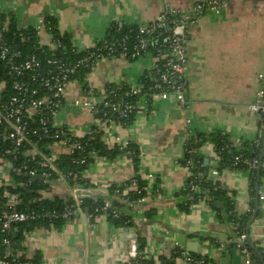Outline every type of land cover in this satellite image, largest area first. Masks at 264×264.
Wrapping results in <instances>:
<instances>
[{"label":"crops","instance_id":"crops-1","mask_svg":"<svg viewBox=\"0 0 264 264\" xmlns=\"http://www.w3.org/2000/svg\"><path fill=\"white\" fill-rule=\"evenodd\" d=\"M197 1L0 0V14L15 15L23 29L36 28L52 18L76 50L86 52L106 41L113 25L144 26L167 9L193 18ZM196 19L188 33L186 106L175 98L150 101L142 97L129 129L117 123L102 126L89 109H78L71 102L56 117L58 131L67 130L77 139L99 133L108 150L120 148L114 139H119L120 144L133 142L138 164L124 154L114 159L99 157L83 175L85 185L60 179L53 183L47 199L41 194L47 186L36 180L41 185L28 193L36 197L26 206L23 199L19 207L36 210L30 205L37 201L59 199L68 203L76 198H89L98 205L97 201L107 197L111 189L123 188L122 193L113 194L114 201L105 205L108 209H124L129 223L116 225L107 214L95 215L89 209L87 213L83 207L71 222H41L30 229L23 228L20 238L13 237L15 255L32 264H123L132 242L138 244V240H143L146 248L141 254H154L158 260L171 257L174 242H179L187 252L197 250V255H206L210 264H221L225 256L223 243L226 239L232 243L234 226L205 201L193 205L189 213L181 209L186 201L182 192L189 178L183 161L189 142L199 135L223 133L239 150L257 141L263 145L264 118L253 112L251 106L257 102L262 87L258 77L264 72V0H229L220 14H205ZM154 64L152 54L137 60L102 59L83 81L79 77L71 80L66 97L91 98L93 103L100 104L103 90L140 84ZM90 91L95 96H90ZM53 153L58 162L67 155L58 146L53 147ZM198 153L205 165L209 162V180L215 187L221 183L236 213H248L251 202L256 200L257 186L252 190V174L232 168L219 170L220 160L211 143H205ZM138 179L146 183L147 196L138 204H131L129 193L137 191ZM259 186V215L250 237L264 252V175ZM151 211L154 215L149 217ZM18 226L14 228L16 232ZM7 251L0 241V255ZM229 252L240 255L234 247H229Z\"/></svg>","mask_w":264,"mask_h":264},{"label":"built area","instance_id":"built-area-1","mask_svg":"<svg viewBox=\"0 0 264 264\" xmlns=\"http://www.w3.org/2000/svg\"><path fill=\"white\" fill-rule=\"evenodd\" d=\"M228 2L229 0H198L193 5V18L175 9H167L154 22L139 26L135 37L127 34L111 41L106 40L93 48L94 51H86L88 55L76 63H65L57 58L43 60L34 52L24 55L23 51L16 47L15 41L5 39L9 24L5 22L0 27V72L4 75V78L0 79V236L3 237L2 245L8 249L5 254L0 255V264H32L14 254L13 230L16 226L33 222H71L83 210L84 200L80 198H76L60 211H47L44 208L19 209L23 203L20 191L32 189L36 176L44 179L42 184L47 187L41 194L47 199L50 198V188L54 182L60 179L72 180L74 185H80L78 182L83 180L88 168L82 173L70 171L65 174L59 171V159L53 153L54 146L65 149L66 154L71 157L75 152H79V158H72V163L76 166L89 167L93 161L99 159L97 153H86L84 145L71 143L75 137L69 131H58L56 128V117L66 104L67 87L77 71L93 70L105 58L137 60L152 54L155 59L154 68L144 76L143 82L129 87L126 97L137 99V103L142 97L150 101L175 98L182 106H186L189 92L190 26L194 25L196 18L201 15L220 14ZM42 28L46 29L44 21L41 26L34 28L41 49L47 47L41 44ZM134 32L135 30H131L130 33ZM27 40L29 38L23 41ZM47 49L55 53L62 49V44L53 38ZM258 78L262 87L251 110L264 118V72L260 73ZM108 92V89L102 91L100 104L93 103L91 98L77 99L71 104L89 109L102 126L117 123L126 129L131 128V124L127 122L137 111L138 104L122 99L109 100ZM90 96H95V92L90 91ZM47 140L53 145H47ZM115 142L123 149L130 144V141L120 144L119 139ZM124 155L131 158L134 153L132 150H126ZM11 158L18 164V169ZM236 160L238 161L239 157ZM247 162L249 172L258 170V160ZM10 164L12 168L9 167ZM192 165L190 161L186 166L189 178L194 175ZM54 174L58 175L55 180L52 179ZM14 175L22 176L23 180L18 182ZM189 188L194 192L198 186L191 183ZM186 189L185 186L184 190ZM107 210L108 205L96 208L97 214H105ZM248 213L254 211L250 209ZM248 238L246 230L231 242L234 249L241 254L243 264H261L255 252L247 246ZM138 248L137 242H132L122 263L145 264V261L151 259L155 260L154 264H161L156 255L141 254ZM172 253L176 254V261L181 262L180 264H206L203 258L194 257L179 242H174Z\"/></svg>","mask_w":264,"mask_h":264},{"label":"trees","instance_id":"trees-1","mask_svg":"<svg viewBox=\"0 0 264 264\" xmlns=\"http://www.w3.org/2000/svg\"><path fill=\"white\" fill-rule=\"evenodd\" d=\"M9 24V30L5 33V39L8 41H15L16 47H19L23 54H28L31 52H34L40 59L45 60L46 58H57L62 60L65 63H76L80 59H83L88 55L86 52H78L76 48L71 44L70 40L67 38V36H63L59 30L56 20L52 18H47L44 20V24L46 26V30L49 34L53 36L54 39L57 41H60L62 44V49H59L55 53L49 51V49L46 48H40L39 45V38L37 37L36 30L34 28H29L26 31L19 30L17 27V19L15 15L11 14H0V27L4 25V23ZM138 27L136 26H122L118 27L117 25H113L112 30L109 32V36L107 37V40L111 41L115 38H119L122 36H125L127 34H130L131 37H135L138 33L136 32ZM131 30H135L134 33H130ZM27 41H23L25 39H28ZM102 43L98 44L100 46ZM93 50V49H91ZM90 50V51H91ZM94 51V50H93ZM92 52V51H91ZM91 70H78L77 74L73 76L71 79L74 78H81L83 81V78L89 73ZM4 78L3 73L0 72V79ZM145 78V77H144ZM144 80V79H143ZM13 81V80H12ZM11 81V82H12ZM10 82V83H11ZM84 85V84H83ZM109 100L113 101H121L125 100L127 102H135L137 104V99H133L130 97H126V93L129 91V87H124L123 89H116V88H109ZM105 110V109H104ZM135 113L131 116L130 120L127 122L129 124L132 123L134 119ZM92 136H86L84 138H73L71 143H80L84 145L85 152L86 153H97L99 157H106L109 159H114L118 155L125 154L126 150H132L134 155L131 156V159H134L135 163L138 164V152L135 149V146L133 142H130L129 146L126 149L123 148H115L113 150H108L106 146L103 144L101 140V135L99 133H92ZM47 145L52 144L50 140H47L45 142ZM205 143H211L214 145L215 151L219 157L220 163H219V170L223 168H232L235 170H242V171H249L248 170V162L252 160H258L260 164H262L261 170H260V180L261 177L264 175V157L261 159V154L263 151V145L260 141L259 143H253V144H245L243 148L240 150L237 149L232 145V143L229 141V138L223 134V133H215L210 135H199L196 138H194L191 142H189L185 159L183 161V165L187 166V164L191 161L193 163L192 172L193 177L187 178L186 181V187L187 189L182 192L183 197L186 199L184 204H181V209L187 213L191 211V208L193 205H196L200 203V201L206 200L209 204L210 208L217 212L219 216L223 219L229 222L234 226V232H233V238H236L243 234L247 230L248 223L250 221V218L253 216L254 213H246L244 215H238L235 211V205L231 201V199L227 195V191L225 188L221 185V183H217L216 187L214 186L213 182L209 180V170L210 168L205 165V160L202 158L198 151L199 149L205 144ZM80 153L75 152L74 155L71 157L69 155L63 156L60 159V162L57 163V166L59 170L64 172L65 174L73 171L76 173H82L83 170L86 168H89L88 166H76L72 163V158H79ZM239 157V160L236 159ZM11 161L14 163L15 167L18 169V164L11 158ZM135 164V165H136ZM252 174V182H251V188L254 190L255 186H257L258 182V170L250 171ZM15 179L20 182L23 180L22 176L14 175ZM58 175L54 174L52 177L53 180L57 179ZM71 184H74L72 180H70ZM78 183L85 185V181L81 180ZM191 183H194L198 186V189L194 192L190 191V185ZM40 182H34L32 189L36 191V187L40 186ZM137 186L138 189L136 192L129 193L130 196V203L131 204H138V202L142 201L147 196L146 191V183L141 182L140 179L137 180ZM123 188L121 189H111L109 191V195L107 197H101L97 201L98 205L94 203L93 200L89 198H85L84 200V207L89 209L90 212L99 215L102 214L99 212L97 214L96 208L98 206H104L106 203L114 201L113 194L115 192L122 193ZM24 201L25 206L29 203L28 201L34 199L36 195H30L25 190L20 191ZM66 204H71V201L68 203H65L64 200L59 199H52V200H46L43 203H39L38 201L30 205V208H34L36 210H40L42 208L46 209L47 211H53L57 210L60 211L66 206ZM220 204H222L223 208H220ZM23 206L22 208H24ZM115 207V206H114ZM108 209L105 214L109 216V218L113 221L116 225H127L130 221V217L126 214L124 209L114 208ZM251 210L255 211V201L251 202ZM154 215V212H149L148 216L152 217ZM41 222H33L29 224L19 225L18 231L16 232L13 230V237L16 239L20 238L21 230L23 228L30 229L32 225L39 224ZM48 223V222H43ZM60 223V222H59ZM42 224V223H41ZM2 236H0V241L2 242ZM139 245V252L142 253L145 248L146 244L143 240H138ZM234 247V246H232ZM231 247V248H232ZM15 248V247H14ZM256 254V253H255ZM193 255V254H191ZM197 258H203L206 262V264H210V260L202 255H193ZM257 256V255H256ZM176 254L171 255V257H161V263L162 264H175L176 261ZM24 261V259H22ZM257 260L259 263L264 264V252L261 251V258L257 256ZM145 264H154V262L151 261H145Z\"/></svg>","mask_w":264,"mask_h":264},{"label":"water","instance_id":"water-1","mask_svg":"<svg viewBox=\"0 0 264 264\" xmlns=\"http://www.w3.org/2000/svg\"><path fill=\"white\" fill-rule=\"evenodd\" d=\"M264 157V137H263V151H262V154H261V159H263ZM209 162H206V166L209 167L208 165ZM10 168H12V165L10 164L9 165ZM261 167H262V164L259 165V168H258V182H257V187H256V200H255V211H254V214L251 218V220L249 221L248 223V226H247V234L249 236L248 238V241H247V246L252 249L256 255L261 258V252L260 250L255 246V244L252 242L251 238H250V230H251V227L252 225L254 224L255 220L258 218V215H259V202H260V195H259V183H260V170H261ZM15 172V171H14ZM35 180L37 181H44V179L41 177V176H36L35 177ZM27 193H33L32 191H29V190H26ZM121 207V206H119ZM220 208H223L222 204H220L219 206ZM87 213H89V210L87 209L86 210ZM227 241V239H226ZM224 242L223 243V252L225 254L224 258L221 260V264H230V262L233 261V264H243L242 263V256L241 254L238 255L236 253H230L229 252V247H232V243L230 242ZM190 253H193V254H198V251L197 250H190L189 251Z\"/></svg>","mask_w":264,"mask_h":264},{"label":"rangeland","instance_id":"rangeland-1","mask_svg":"<svg viewBox=\"0 0 264 264\" xmlns=\"http://www.w3.org/2000/svg\"><path fill=\"white\" fill-rule=\"evenodd\" d=\"M17 27H18V29H21L22 31H26L27 30V28H25V29H23V28H20L21 26L19 25V23H18V21H17ZM41 44H43V45H45V46H47V47H49L50 45H51V42L53 41V36L51 35V34H49L48 32H47V30L46 29H44V28H42L41 29ZM67 93V92H66ZM78 99H81V98H78ZM75 100H77V98L75 99H71V100H69L67 97H66V103H68V104H70V102H73L74 103V101ZM92 102H94V101H92ZM76 108H78V109H80L79 107H76ZM61 111V110H60ZM59 111V112H60ZM59 114V113H58ZM99 120V119H98ZM116 140L114 139V142H115Z\"/></svg>","mask_w":264,"mask_h":264}]
</instances>
